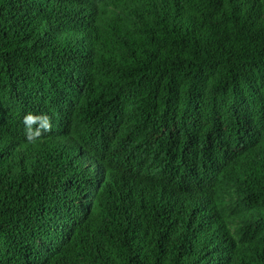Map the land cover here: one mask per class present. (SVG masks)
I'll return each instance as SVG.
<instances>
[{
    "label": "trees",
    "instance_id": "trees-1",
    "mask_svg": "<svg viewBox=\"0 0 264 264\" xmlns=\"http://www.w3.org/2000/svg\"><path fill=\"white\" fill-rule=\"evenodd\" d=\"M0 264H264V0H0Z\"/></svg>",
    "mask_w": 264,
    "mask_h": 264
}]
</instances>
